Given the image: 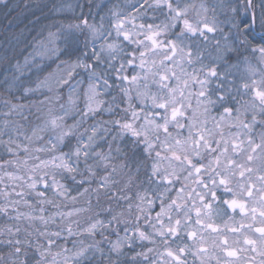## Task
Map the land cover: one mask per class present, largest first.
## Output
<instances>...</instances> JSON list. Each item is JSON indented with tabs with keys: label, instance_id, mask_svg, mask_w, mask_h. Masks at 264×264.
Segmentation results:
<instances>
[{
	"label": "clouds",
	"instance_id": "clouds-1",
	"mask_svg": "<svg viewBox=\"0 0 264 264\" xmlns=\"http://www.w3.org/2000/svg\"><path fill=\"white\" fill-rule=\"evenodd\" d=\"M0 264H264V0H0Z\"/></svg>",
	"mask_w": 264,
	"mask_h": 264
}]
</instances>
